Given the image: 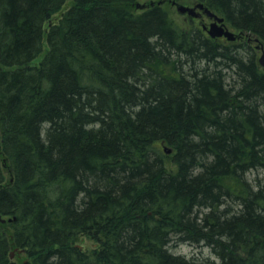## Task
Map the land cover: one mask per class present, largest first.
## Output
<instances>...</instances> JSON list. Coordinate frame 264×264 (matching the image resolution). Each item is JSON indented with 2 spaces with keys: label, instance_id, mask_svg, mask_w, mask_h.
Wrapping results in <instances>:
<instances>
[{
  "label": "trees",
  "instance_id": "trees-1",
  "mask_svg": "<svg viewBox=\"0 0 264 264\" xmlns=\"http://www.w3.org/2000/svg\"><path fill=\"white\" fill-rule=\"evenodd\" d=\"M171 1L0 0V264H264V68ZM201 1L264 41V0Z\"/></svg>",
  "mask_w": 264,
  "mask_h": 264
},
{
  "label": "rangeland",
  "instance_id": "rangeland-1",
  "mask_svg": "<svg viewBox=\"0 0 264 264\" xmlns=\"http://www.w3.org/2000/svg\"><path fill=\"white\" fill-rule=\"evenodd\" d=\"M198 1H200V0H183L184 3L191 4V5H194ZM144 4H146V3H144ZM70 5H71V3L69 2L64 9H66ZM165 7H167L168 10L171 12V14L177 19V21L180 22L183 25H187V23H189L190 21H193L197 25L199 24V26H202L203 22H206L208 24L211 22L210 18L207 17V16L203 20L202 19L201 20L200 19H193L192 20L191 16L179 13L177 11V8L175 6H173L171 2L170 3H166ZM60 14H61V12H57L56 14H54L52 19L54 21L58 20V18L60 17ZM230 28H231V30L238 32L237 29H235V28H233L231 26H230ZM224 41H226V40H224ZM46 48H47V44L45 43V49ZM42 56H43V54L39 55L35 59V62H39L41 60ZM263 173L260 174V177H261V175H264ZM1 221H2V219L0 218V226L2 224ZM77 244H79L86 251H90V250L98 247V242L96 240L92 239L91 237L87 236V235H81L79 237L78 241H77ZM172 250L174 252H176V253L185 254L188 257L195 256V257L199 258V257H204V256L205 257L206 256H210V255L215 256L214 253H212L211 249L209 247H207V246H195V245H191V244H187V243H179L178 245L173 246ZM14 259L18 260L19 262H23L24 260H27L28 258H27L26 254H21L20 256H19V254H17V255L14 256Z\"/></svg>",
  "mask_w": 264,
  "mask_h": 264
},
{
  "label": "water",
  "instance_id": "water-1",
  "mask_svg": "<svg viewBox=\"0 0 264 264\" xmlns=\"http://www.w3.org/2000/svg\"><path fill=\"white\" fill-rule=\"evenodd\" d=\"M161 3V2H159ZM152 4H154L152 2ZM203 9L204 13H206L210 18H213V21L210 23L209 27L204 26V28L208 29V33L211 37H221L226 36L229 40H235L236 34L231 31L226 23L225 18L222 16H218L215 12L211 11L208 7H205L203 3L197 4L195 7H189L184 4H177V9L181 13H189L192 16H199L201 13H197L196 9ZM259 63L264 67V48L262 46V54L259 57ZM168 153L171 152V149L167 150Z\"/></svg>",
  "mask_w": 264,
  "mask_h": 264
},
{
  "label": "bare ground",
  "instance_id": "bare-ground-1",
  "mask_svg": "<svg viewBox=\"0 0 264 264\" xmlns=\"http://www.w3.org/2000/svg\"><path fill=\"white\" fill-rule=\"evenodd\" d=\"M53 20V19H52ZM50 24H52V22L51 21H48L46 24H45V28H46V30L48 29V25H50ZM45 43L47 44V48L45 49ZM45 49V50H44ZM44 49H43V52L41 53V54H43V56H42V58H41V60L44 58V55H45V53H46V51H47V49H48V42H47V39H46V37H45V39H44ZM40 54V55H41ZM35 63H39V62H35ZM0 218L2 219V222H6V221H11L13 218L12 217H2V216H0ZM17 254H19V256L21 255V254H26V252H25V249L24 248H15L14 250H11V258L12 259H14V256L15 255H17ZM187 256V255H186ZM212 255H210L209 257H211ZM188 257V256H187ZM192 257H195V256H192ZM205 257V256H204ZM214 256H212L211 258H213ZM188 258H190V257H188ZM195 258H198V257H195ZM14 260H16V259H14ZM18 261V260H17ZM25 262L27 261V260H24ZM23 261V262H24Z\"/></svg>",
  "mask_w": 264,
  "mask_h": 264
},
{
  "label": "flooded vegetation",
  "instance_id": "flooded-vegetation-1",
  "mask_svg": "<svg viewBox=\"0 0 264 264\" xmlns=\"http://www.w3.org/2000/svg\"><path fill=\"white\" fill-rule=\"evenodd\" d=\"M176 3V2H178V1H172V3ZM205 17H206V15L205 14H203V15H201L200 17H198V18H195V19H205ZM203 24V23H202ZM239 33H241V31H239ZM242 35V34H241ZM245 34L243 33V35L241 36V37H239V43H242L243 42V38H245V36H244ZM220 39H222V40H224L225 38L224 37H221ZM249 41H251V38L249 39Z\"/></svg>",
  "mask_w": 264,
  "mask_h": 264
}]
</instances>
